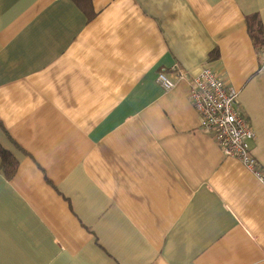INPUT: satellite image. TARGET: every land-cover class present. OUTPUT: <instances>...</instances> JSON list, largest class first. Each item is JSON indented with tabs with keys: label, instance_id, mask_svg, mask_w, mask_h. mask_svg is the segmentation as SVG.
I'll list each match as a JSON object with an SVG mask.
<instances>
[{
	"label": "crops",
	"instance_id": "0c3cea01",
	"mask_svg": "<svg viewBox=\"0 0 264 264\" xmlns=\"http://www.w3.org/2000/svg\"><path fill=\"white\" fill-rule=\"evenodd\" d=\"M88 2L0 0V264H264V180L172 71L237 91L264 167V0Z\"/></svg>",
	"mask_w": 264,
	"mask_h": 264
},
{
	"label": "built area",
	"instance_id": "2783aa9c",
	"mask_svg": "<svg viewBox=\"0 0 264 264\" xmlns=\"http://www.w3.org/2000/svg\"><path fill=\"white\" fill-rule=\"evenodd\" d=\"M173 69L175 77L188 84L187 96L198 115L200 130L212 138L225 156L237 159L257 180H264V167L252 154L249 144L255 134L241 112L237 91L210 68L200 69L193 77L183 69ZM156 72V84L163 90L174 86L175 82L163 70Z\"/></svg>",
	"mask_w": 264,
	"mask_h": 264
},
{
	"label": "trees",
	"instance_id": "16d2710c",
	"mask_svg": "<svg viewBox=\"0 0 264 264\" xmlns=\"http://www.w3.org/2000/svg\"><path fill=\"white\" fill-rule=\"evenodd\" d=\"M76 5L82 7L84 11L87 13V17L91 18L94 14L92 11V6L88 2V0H74ZM257 14H252L247 18V31L253 43V46L256 50L257 55H262L264 58V29L262 22ZM0 157L2 158L3 167L5 168V173L7 177H11L13 175L16 163L9 155V153L4 150L0 146Z\"/></svg>",
	"mask_w": 264,
	"mask_h": 264
}]
</instances>
